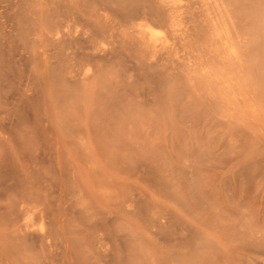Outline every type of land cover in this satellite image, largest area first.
<instances>
[{"label":"rangeland","instance_id":"374dc122","mask_svg":"<svg viewBox=\"0 0 264 264\" xmlns=\"http://www.w3.org/2000/svg\"><path fill=\"white\" fill-rule=\"evenodd\" d=\"M179 3L0 0V264H264V0Z\"/></svg>","mask_w":264,"mask_h":264},{"label":"bare ground","instance_id":"6f19581e","mask_svg":"<svg viewBox=\"0 0 264 264\" xmlns=\"http://www.w3.org/2000/svg\"><path fill=\"white\" fill-rule=\"evenodd\" d=\"M164 1H165V0H164ZM181 1H182V0H181ZM183 1H184V0H183ZM168 2H170V3H172V4L174 3V4L176 5V4H178V3L180 2V0H168ZM164 3H165V2H164ZM183 3L185 4V2H182V4H183ZM174 4H173L172 6H174ZM180 4H181V3H179V5H177V7L174 6V7H176V8H175L176 10L179 9L178 6L180 7ZM167 6H168V3H167ZM170 6H171V4H170ZM184 6H185V5H184ZM181 7H183V5H182ZM170 8H171V10H172V7H170ZM177 8H178V9H177ZM175 9H174V10H175ZM180 9H181V8H180ZM176 10H175V11H176ZM172 12L174 13V11H172ZM139 15H140V16H139V17L137 16V18H140V17H141V14H139ZM135 17H136V16H135ZM141 24H143V23H141ZM143 25H144V24H143ZM141 27H142V26H141ZM145 27H146V26H145ZM147 27H148V25H147ZM145 29H146V28H145ZM145 31H146L148 34L151 35V36H149V38L151 39L150 41L153 43V44L151 43L153 46L156 45L157 47H158V46L160 47L161 43H163V42H165V43H163V44H166V42H167V46H168V41H167L168 39H167L165 36H162V38L164 37V39L166 38L167 40L165 39V41H164V39H163V42H162L161 40H160L161 43L159 42V39L155 36V33H156V32H155V30H154L153 27L149 26ZM145 31H143V32H145ZM141 32H142V31H141ZM146 32H145V33H146ZM156 35H157V34H156ZM159 35H160V34H158L157 36H159ZM147 36H148V35H147ZM160 38H161V37H160ZM157 43H158V44H157ZM159 43H160V44H159ZM161 46H162V45H161ZM164 46H165V45H164ZM154 47H155V46H154ZM162 47H163V46H162ZM165 47H166V46H165Z\"/></svg>","mask_w":264,"mask_h":264}]
</instances>
